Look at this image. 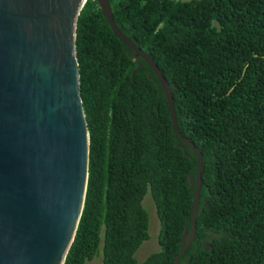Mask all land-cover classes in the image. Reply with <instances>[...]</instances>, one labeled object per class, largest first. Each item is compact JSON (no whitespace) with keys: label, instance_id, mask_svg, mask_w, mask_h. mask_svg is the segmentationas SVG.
<instances>
[{"label":"trees","instance_id":"16d2710c","mask_svg":"<svg viewBox=\"0 0 264 264\" xmlns=\"http://www.w3.org/2000/svg\"><path fill=\"white\" fill-rule=\"evenodd\" d=\"M116 27L156 63L179 132L203 158L192 241L178 264H264V0H109ZM89 133L82 212L63 264H174L186 242L196 156L162 86L96 0L76 25ZM149 191L158 249L149 237Z\"/></svg>","mask_w":264,"mask_h":264},{"label":"water","instance_id":"95a60500","mask_svg":"<svg viewBox=\"0 0 264 264\" xmlns=\"http://www.w3.org/2000/svg\"><path fill=\"white\" fill-rule=\"evenodd\" d=\"M86 0H0V264H63L82 212L89 133L80 93L76 25ZM113 32L157 76L173 130L196 156L189 236L195 233L202 154L178 129L168 82L154 60Z\"/></svg>","mask_w":264,"mask_h":264},{"label":"rangeland","instance_id":"374dc122","mask_svg":"<svg viewBox=\"0 0 264 264\" xmlns=\"http://www.w3.org/2000/svg\"><path fill=\"white\" fill-rule=\"evenodd\" d=\"M142 205L148 212L149 218V227L148 233L149 237L142 242V244L137 249L135 256L137 258L138 263L141 261L151 252L158 249V241H157V234L159 231V218L156 213L155 203L149 191L143 196ZM101 250L94 256V258L89 262V264H101Z\"/></svg>","mask_w":264,"mask_h":264}]
</instances>
